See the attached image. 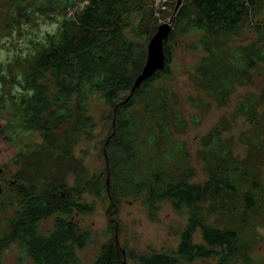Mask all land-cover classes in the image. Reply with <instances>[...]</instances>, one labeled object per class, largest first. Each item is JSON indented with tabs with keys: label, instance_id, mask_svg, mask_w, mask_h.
<instances>
[{
	"label": "rangeland",
	"instance_id": "obj_1",
	"mask_svg": "<svg viewBox=\"0 0 264 264\" xmlns=\"http://www.w3.org/2000/svg\"><path fill=\"white\" fill-rule=\"evenodd\" d=\"M10 1L0 0V71L8 78V88L20 91L24 87L19 77L28 71L36 51L34 41L54 32L59 19L11 29ZM134 2L141 3L143 10L132 12L125 34L139 41V53L147 38L146 63L149 41L174 16L178 0ZM207 37L194 31L175 37L176 42L165 41L172 50L167 69L145 82L143 95L126 110L139 143L135 163L126 168L119 164L112 176L107 173L105 153L112 109L99 94L89 101L93 128L79 130L66 121L55 125L49 135L36 132L13 143L0 139V236L16 212L20 197L16 182L33 192L65 182L70 190H82L84 211L73 218L90 236L77 248L76 264L94 263L108 241L122 253L123 264H139L130 252L177 249L189 209L176 210L162 201L150 210L146 195L137 196L127 184L129 168H134L136 181L142 175L152 182L157 176L170 181L171 176L186 173L191 182L204 184L211 179L218 184L223 174H229L237 191L222 192L218 201L203 204L201 219L212 227L238 231L242 255L228 264H264V62L258 58L264 54V3L249 13L234 38L211 39V44ZM6 114L0 113V126ZM63 142H71L68 152L60 149ZM246 191L257 200L253 208L244 206ZM54 222L55 215L43 219L38 230L48 234ZM194 241L203 242L200 230ZM4 247L3 264H33L20 258L15 243ZM192 264L218 262L199 258Z\"/></svg>",
	"mask_w": 264,
	"mask_h": 264
},
{
	"label": "trees",
	"instance_id": "obj_2",
	"mask_svg": "<svg viewBox=\"0 0 264 264\" xmlns=\"http://www.w3.org/2000/svg\"><path fill=\"white\" fill-rule=\"evenodd\" d=\"M10 2L14 11L10 17L11 29H24L57 19L59 24L54 32L34 41L36 51L29 59L28 71L19 77L23 90L8 88V78L0 71L3 89L0 92V113L7 112L6 121L0 126V139L13 143L36 132L49 135L55 125L66 121L74 122L79 130L93 128L95 122L89 112V101L92 95L99 94L102 103L112 109L111 135L105 145L109 163L107 173L112 176L119 164L124 168L133 165L139 143L126 110L143 95L145 82L157 77L161 71L146 79L125 100L128 95L122 94L131 91L145 65V44L148 41L146 38L143 52L139 53V41L128 38L125 29L130 24L132 12L142 11L143 5L134 0ZM263 3L264 0H182L175 13L169 41L176 42L175 37L190 35L194 31L205 32L211 44V39L234 38L249 13ZM165 44L163 70L167 69L172 55L171 48ZM258 58L259 62H264V54ZM252 61L258 60L252 58ZM70 146L71 142H63L60 149L68 152ZM133 169L129 168L127 184L136 190L137 196L146 195L150 210L162 201L170 202L176 210L189 209L188 224L181 233L176 250L132 251L130 255L134 260L139 264H192L199 258H214L218 264H228L239 259L242 253L238 246V231L212 227L201 219L203 204L209 200L218 201L222 192L237 191L229 174H223L225 176L218 184L211 179L204 184L191 182L186 173L171 176L170 181L157 176L152 182L142 175L140 181H136L137 174ZM55 184L44 188L43 192H33V189L16 182L14 187L21 198L17 201L14 216L7 221L8 229L0 236V264H3L1 248L9 243L18 246L20 258H28L33 264L77 263V248L90 240L89 234L82 232L73 218L76 212L84 211L80 203L82 190L80 187L70 190L65 182ZM242 197L245 207H255L257 200L252 191L244 192ZM53 215V229L48 234H41L39 222ZM197 230L201 232V243L194 241ZM92 264H123L122 253L112 241H108Z\"/></svg>",
	"mask_w": 264,
	"mask_h": 264
},
{
	"label": "water",
	"instance_id": "obj_3",
	"mask_svg": "<svg viewBox=\"0 0 264 264\" xmlns=\"http://www.w3.org/2000/svg\"><path fill=\"white\" fill-rule=\"evenodd\" d=\"M181 2L182 0H178L175 13L181 5ZM174 19L175 14L168 22H165L158 27V31L149 41L147 61L143 66L142 71L136 77L133 87L125 100L130 98L135 89H137L143 83V81L152 77L157 71L162 70L165 67L166 54L164 52V42L168 41L169 39L170 32L173 29ZM115 114L116 109H114V115Z\"/></svg>",
	"mask_w": 264,
	"mask_h": 264
}]
</instances>
